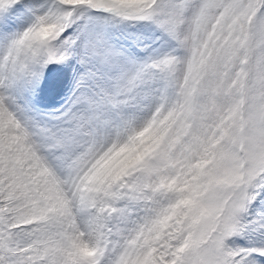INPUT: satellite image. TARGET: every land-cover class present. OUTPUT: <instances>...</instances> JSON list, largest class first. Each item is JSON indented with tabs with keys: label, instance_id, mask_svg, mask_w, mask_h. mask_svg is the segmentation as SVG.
Listing matches in <instances>:
<instances>
[{
	"label": "snow or ice",
	"instance_id": "snow-or-ice-1",
	"mask_svg": "<svg viewBox=\"0 0 264 264\" xmlns=\"http://www.w3.org/2000/svg\"><path fill=\"white\" fill-rule=\"evenodd\" d=\"M0 264H264V0H0Z\"/></svg>",
	"mask_w": 264,
	"mask_h": 264
}]
</instances>
